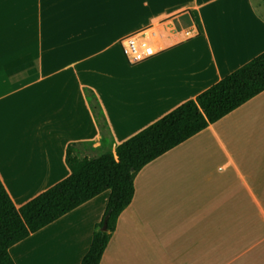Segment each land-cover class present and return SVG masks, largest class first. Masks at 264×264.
Masks as SVG:
<instances>
[{
  "label": "crops",
  "instance_id": "obj_1",
  "mask_svg": "<svg viewBox=\"0 0 264 264\" xmlns=\"http://www.w3.org/2000/svg\"><path fill=\"white\" fill-rule=\"evenodd\" d=\"M81 2L0 0V181L17 209L69 176L68 146L114 153L264 52V0H179L152 58L80 57ZM108 198L12 246L14 264H80ZM99 264H264V91L137 173Z\"/></svg>",
  "mask_w": 264,
  "mask_h": 264
},
{
  "label": "trees",
  "instance_id": "obj_2",
  "mask_svg": "<svg viewBox=\"0 0 264 264\" xmlns=\"http://www.w3.org/2000/svg\"><path fill=\"white\" fill-rule=\"evenodd\" d=\"M264 91V52L167 115L97 158L66 149L69 176L16 208L0 181V264H14L9 249L103 192L109 191L80 264H99L119 215L134 196V179L147 164L203 131ZM93 96L87 92L91 102ZM93 111L95 107H91ZM106 221V229L102 230Z\"/></svg>",
  "mask_w": 264,
  "mask_h": 264
},
{
  "label": "rangeland",
  "instance_id": "obj_3",
  "mask_svg": "<svg viewBox=\"0 0 264 264\" xmlns=\"http://www.w3.org/2000/svg\"><path fill=\"white\" fill-rule=\"evenodd\" d=\"M82 1V0H81ZM179 0H92L81 2L80 57L107 45L118 46L126 34L146 28L164 18L179 5Z\"/></svg>",
  "mask_w": 264,
  "mask_h": 264
},
{
  "label": "built area",
  "instance_id": "obj_4",
  "mask_svg": "<svg viewBox=\"0 0 264 264\" xmlns=\"http://www.w3.org/2000/svg\"><path fill=\"white\" fill-rule=\"evenodd\" d=\"M161 24L156 22L148 28L120 39L121 52L130 65L146 61L158 53L156 41L160 36Z\"/></svg>",
  "mask_w": 264,
  "mask_h": 264
},
{
  "label": "water",
  "instance_id": "obj_5",
  "mask_svg": "<svg viewBox=\"0 0 264 264\" xmlns=\"http://www.w3.org/2000/svg\"><path fill=\"white\" fill-rule=\"evenodd\" d=\"M105 229H106V221L104 222V225H103V227H102V230H103V231H105Z\"/></svg>",
  "mask_w": 264,
  "mask_h": 264
}]
</instances>
